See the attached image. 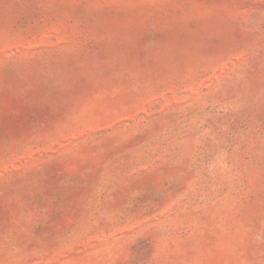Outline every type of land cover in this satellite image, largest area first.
Listing matches in <instances>:
<instances>
[{"label":"rangeland","instance_id":"374dc122","mask_svg":"<svg viewBox=\"0 0 264 264\" xmlns=\"http://www.w3.org/2000/svg\"><path fill=\"white\" fill-rule=\"evenodd\" d=\"M0 264H264V0H0Z\"/></svg>","mask_w":264,"mask_h":264}]
</instances>
